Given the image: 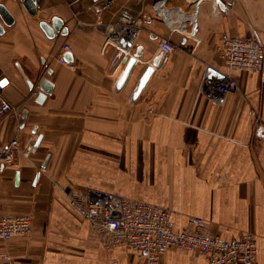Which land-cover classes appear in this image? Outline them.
I'll list each match as a JSON object with an SVG mask.
<instances>
[{"label":"crops","instance_id":"obj_1","mask_svg":"<svg viewBox=\"0 0 264 264\" xmlns=\"http://www.w3.org/2000/svg\"><path fill=\"white\" fill-rule=\"evenodd\" d=\"M0 4L14 18L0 17V84L13 107L0 120V150L15 139L20 150L16 164L0 166V217L32 220L27 236L0 240V264L4 255L13 264H149L111 245L70 199L100 193L167 208L176 231L203 218L212 235L250 233L254 264H264V143L253 128L256 116L264 123V73L231 72L217 53L227 37L264 45V0H116L106 11L93 0H42L36 16L20 0ZM123 13L141 29L119 58L108 28ZM55 18L63 26L50 38L41 23ZM162 40L175 51L163 53ZM126 59L136 63L120 86ZM229 75L237 87L221 93ZM44 79L53 88L39 102ZM155 264L208 261L170 249Z\"/></svg>","mask_w":264,"mask_h":264},{"label":"built area","instance_id":"obj_2","mask_svg":"<svg viewBox=\"0 0 264 264\" xmlns=\"http://www.w3.org/2000/svg\"><path fill=\"white\" fill-rule=\"evenodd\" d=\"M93 1L106 11L116 0ZM140 26V19L128 13H123L116 23L109 26V42L116 44L120 56H127L134 48ZM160 48L166 55L175 51V46L166 40L161 41ZM64 49L70 50L69 45L66 44ZM217 53L231 72L264 73V45L256 36L224 38L217 47ZM61 61L65 62L63 57ZM236 87V81L229 75L220 91L227 93ZM12 111V105L0 88V120ZM253 128L257 140L264 143V123L258 116ZM18 146L19 141L15 139L0 150V166L16 164L20 153ZM33 151L34 143H30L22 154L28 156ZM70 199L79 213L110 243L135 251L149 264H155L170 249L199 253L208 264H254L257 258L258 245L252 234L245 233L232 240L212 235L205 231L206 221L203 218L194 219L192 229L176 231L171 211L159 205L101 193L89 202L73 194ZM31 226L32 220L27 216L0 217V240L27 236ZM3 259L4 264H13L8 255H4Z\"/></svg>","mask_w":264,"mask_h":264},{"label":"water","instance_id":"obj_3","mask_svg":"<svg viewBox=\"0 0 264 264\" xmlns=\"http://www.w3.org/2000/svg\"><path fill=\"white\" fill-rule=\"evenodd\" d=\"M21 3L23 4V6L27 9V11L31 14V15H37V10H38V6L41 4L42 0H20ZM0 17L2 19V21L6 24V25H12L14 23V18L12 17L11 13L9 12V10L3 5L0 4ZM63 23L61 22V20L55 18L53 20V26H49L47 23L43 22L41 23V27L44 29V31L46 32V34L50 37V38H54L55 34L57 32H60L62 29ZM66 32V31H65ZM64 32V33H65ZM4 33V27L2 26V24L0 23V34ZM121 56H119L120 58ZM69 58H70V54H69ZM125 62L127 63L126 69L123 72L121 78H120V82L119 85L121 86L123 84V82L126 80L128 74L130 73L131 69L134 67L136 60L131 59V60H125ZM150 74H152V68H149L146 75L144 76L145 80L148 78V76H150ZM42 92L39 94V102H43L48 94H51L52 92V85L51 83L47 80L44 79L42 81ZM0 88H2V84H0ZM28 117V111H24L21 118H20V126L24 127V124L26 122V119ZM41 137L38 140L36 145H39V143L41 142ZM37 146H35L36 148Z\"/></svg>","mask_w":264,"mask_h":264},{"label":"bare ground","instance_id":"obj_4","mask_svg":"<svg viewBox=\"0 0 264 264\" xmlns=\"http://www.w3.org/2000/svg\"><path fill=\"white\" fill-rule=\"evenodd\" d=\"M34 146H35V142H34ZM111 245H117L116 243L112 242Z\"/></svg>","mask_w":264,"mask_h":264}]
</instances>
